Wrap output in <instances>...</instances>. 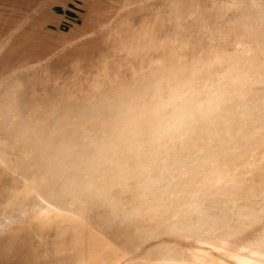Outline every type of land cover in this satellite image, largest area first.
Instances as JSON below:
<instances>
[{
  "label": "rangeland",
  "instance_id": "1",
  "mask_svg": "<svg viewBox=\"0 0 264 264\" xmlns=\"http://www.w3.org/2000/svg\"><path fill=\"white\" fill-rule=\"evenodd\" d=\"M171 1L0 0V264H241L235 247L264 239V83L225 62L234 0L186 1L215 32L191 18L169 77L147 33L179 30L142 21ZM236 1L248 39L264 0ZM103 65L121 70L100 90ZM225 78L245 97L216 90ZM40 195L84 210L21 216Z\"/></svg>",
  "mask_w": 264,
  "mask_h": 264
},
{
  "label": "bare ground",
  "instance_id": "2",
  "mask_svg": "<svg viewBox=\"0 0 264 264\" xmlns=\"http://www.w3.org/2000/svg\"><path fill=\"white\" fill-rule=\"evenodd\" d=\"M236 2L237 1L234 0L232 2L233 4L229 3V4L225 5V7H224L225 11L220 16V18H222L223 21L229 22V24L232 26L231 30H232L233 34H235V37L232 40L231 44H228L230 41H226V44L228 46H226V50H224L225 62L227 61V59L230 61H233L234 59L243 60L245 58L252 61L251 66H250L251 72L257 73L258 80L261 83H264V19H260L261 21L258 24V26H256V31H255L253 36L249 37L248 39L244 38L243 35L245 34V32L248 33L247 31H244L245 28H249L252 25L251 23L248 22L249 16L241 13L240 17H238V18L236 16H233V18H234L233 20L230 18H226L228 10L235 8L234 3H236ZM236 6H238V7H236L237 9H240V10L242 9L239 5H236ZM191 18H193V20H196L195 24L193 23L194 25L192 28L195 29L196 22H198L200 24V27L203 29V32L209 31L212 34L215 32V31H212L213 30L212 25L207 23V21L205 20V14H204V11L202 10L201 4H198V5H196L194 10H192L190 12L186 11L183 14H180L179 16H175L174 12L171 11L168 13V15L165 17V19H162V21L160 22V23H163L162 26H165L166 29H170V28H168V26L174 25L179 30L178 32H173V33L166 32V34L162 37H159V34L157 33L158 34L157 35L156 31H154V30L148 31V33H147V37H148L147 41H149V43H151V46L148 49L157 51L159 54H161V56L158 59L160 61V64L158 66V71H162L163 67L166 65L167 68L165 69V72L167 73V76H169V77H172L174 74L177 73V71L173 67L174 66H180V62L182 61V57L180 54L168 55L167 53L164 54V52H166L172 48L177 49V47H179L180 45L183 44L185 39H183L182 37L180 39V36H181L182 32H185L184 31L185 28L187 29V27H188L187 24H191L190 23ZM223 21L214 23V25H217V24L222 25ZM146 25H148V23H146ZM198 41L201 45H204L203 40H198ZM152 54H153V52L148 51L146 56H144L145 60H149L151 58ZM205 58H206V62H210L209 63L210 65L212 64L211 66H209L210 72H215L216 69L219 68V66L221 67L222 64H226V63H221V62L215 61L216 59L213 60V57H211L209 55H206ZM236 61L238 62V60H236ZM163 62H166V63H163ZM232 63H234V62H232ZM247 64H249V63H247ZM128 67H130L129 68L130 70L135 69V66H133V65L132 66L129 65ZM114 70L115 69L110 68L108 65H103V68H101L95 74L96 75L95 81L97 82V88L98 89L101 90V88L103 87V84L105 82L114 80L116 78H118V79L120 78L119 71L121 69L120 70L118 69L117 71H114ZM156 76L157 75H153L150 77L147 76L148 78H146V80L143 78H136L134 80H131V82H138V81L143 80L147 84L151 85L156 80V78H157ZM245 81L246 80H244V82ZM128 83H130V82H128ZM230 83H231V81L227 80L225 78V80H223V81H221V80L216 81L214 83L215 84L214 88L216 90H219L220 92H222L225 95L227 94L228 90H230V91H232L233 95L235 93H238V94H240L239 95L240 97H245L244 96L246 93L245 88L249 87V85H246L243 83L245 86L242 84L243 88L241 90V89H238V86L233 87V84L235 85V83H231V84ZM140 86L138 84L137 87H140ZM143 91H145V89H143L142 92ZM121 92H122V90H121ZM142 92H139V93L141 94ZM124 93H125V91H124ZM127 93H128V90H127ZM130 93H132V91ZM113 94H114V92H113ZM124 96H125V94H124ZM138 96H140V95H138ZM131 97H133V96H131ZM140 97H143V96H140ZM227 98L228 97H224V99H227ZM123 99H122V101H123ZM133 99H134V97H133ZM138 100H139V97H138ZM235 100H236V98H235ZM146 104L147 103H145V105ZM38 200H39V203L32 206V209H31L32 211L30 213H27L26 211L23 210L21 213V216H27L29 214H33L34 215L33 217L35 220L50 222V220H53V218L55 216L63 215V212L74 211L76 213H79V212H81V210L82 211L84 210L83 208H80V209H78V212H77V210L75 211L74 209L69 208L68 205H65V203H64L65 201L62 200V197L61 198H55L53 196L45 197V196L40 195ZM8 222L9 223L12 222V219H8ZM242 242L245 243L244 246L235 247V249L240 252L239 254H243L241 264H263L264 261L262 259L264 257V239L255 238L254 242H252V243H250L248 241H242ZM244 251H246V252H244ZM165 260L171 261L170 259H165ZM172 261L178 262L179 260L172 259ZM116 264H120V263H116ZM187 264H202V262L191 259L190 261H187Z\"/></svg>",
  "mask_w": 264,
  "mask_h": 264
},
{
  "label": "crops",
  "instance_id": "3",
  "mask_svg": "<svg viewBox=\"0 0 264 264\" xmlns=\"http://www.w3.org/2000/svg\"><path fill=\"white\" fill-rule=\"evenodd\" d=\"M84 1H85V4H87L86 8H89L90 4L93 3L92 0H84ZM186 1L187 0H181V1L180 0H172L170 5L168 6V11H166V13H164L165 16L160 15V17L156 16L153 18H151V17L144 18V20L142 21V24L148 23V25H152V23L156 19L159 21H162V19L165 18L168 15V13L171 11L174 12L175 16H179L180 14H183L186 11L190 12V11L194 10L196 6L194 8H192V7L187 5ZM87 11H88V9H87Z\"/></svg>",
  "mask_w": 264,
  "mask_h": 264
}]
</instances>
